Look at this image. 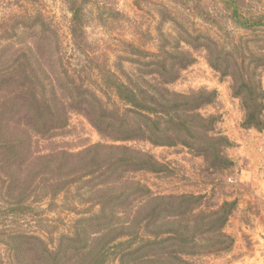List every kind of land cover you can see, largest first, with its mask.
<instances>
[{"label":"trees","instance_id":"trees-1","mask_svg":"<svg viewBox=\"0 0 264 264\" xmlns=\"http://www.w3.org/2000/svg\"><path fill=\"white\" fill-rule=\"evenodd\" d=\"M66 1L69 48L50 19L18 0V11L0 20V243L11 251L10 264H196L204 252L221 251L230 204L207 212L197 208L198 196L153 195L131 175L161 168L130 143L183 145L214 166L225 164L228 142L216 135V119L201 113L214 96L168 89L193 64L189 50L204 51L210 67L230 79L248 127L264 124V49L226 27L264 31V1L210 0L212 12L207 0H163L189 5L226 36L190 31L162 3L161 24L171 22L177 34L161 31L155 51L126 42L128 54L114 64L88 37L90 1ZM74 112L112 143L42 150ZM75 186L99 209L78 221L76 232L50 248L19 230L36 219L43 201Z\"/></svg>","mask_w":264,"mask_h":264},{"label":"rangeland","instance_id":"rangeland-1","mask_svg":"<svg viewBox=\"0 0 264 264\" xmlns=\"http://www.w3.org/2000/svg\"><path fill=\"white\" fill-rule=\"evenodd\" d=\"M18 1L26 8L42 12L59 28L64 45L71 47V12L66 0ZM88 1L91 8L88 37L100 47L102 59L107 55L113 64L116 56L128 54L126 42H134L146 51H155L161 31L172 36L177 34L171 22L161 24L159 9L162 3L172 9L190 31L226 36L224 31L219 32L213 25L204 23L185 3L163 0ZM207 5L213 12L214 4L207 0ZM17 6L15 0H0V20L4 15L18 11ZM116 11L121 13L120 18L115 17ZM226 27L229 35L237 39H255L251 46L264 49V31L244 32L233 24ZM189 51L194 58L193 64L183 70L179 78L168 85V89L178 94L208 92L214 96L212 103L204 106L201 113L205 117H214L216 135L226 138L228 146L223 149L226 162L223 166H214L210 160L183 145L161 147L135 142L130 145L151 155L161 169L159 172H136L131 177L146 186L153 195L198 196L199 210L209 212L230 204L228 210L231 215L224 228L226 237L221 240V251L204 252L194 258L196 264H264V124L260 128L248 127L241 102L233 95L230 79L210 67L204 51ZM260 80L264 88L263 70ZM101 142L112 143L86 117L74 112L70 115L68 126L56 132L54 138L43 140L40 148L44 151L79 152ZM88 198L89 195L77 191L75 186L53 201H43L36 211V219L30 220L29 226H18L19 230L38 236L50 248H55L61 235L76 232V227L80 225L78 221L99 210L92 206L93 202ZM0 240L3 242L4 238L0 237ZM10 255L11 251L0 243V263L10 264Z\"/></svg>","mask_w":264,"mask_h":264}]
</instances>
